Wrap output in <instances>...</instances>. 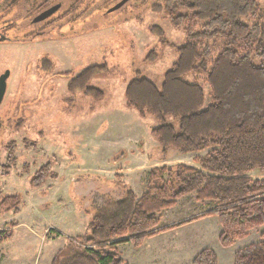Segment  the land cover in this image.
<instances>
[{
	"label": "rangeland",
	"instance_id": "374dc122",
	"mask_svg": "<svg viewBox=\"0 0 264 264\" xmlns=\"http://www.w3.org/2000/svg\"><path fill=\"white\" fill-rule=\"evenodd\" d=\"M70 1L64 0L66 7ZM120 1L95 0L98 7L87 13L91 17L85 22L73 20L53 30H46L45 24L38 25L34 29L39 31L36 35L28 24L31 19L19 23L26 26L21 30H4L14 41L0 43V76L10 72L7 92L0 106V160L6 163V146L14 142L18 164L8 177L1 170L0 198L19 195L22 206L17 218L13 217V212L0 215V231L9 230L12 221L20 224L10 242L0 246V264H51L69 238L88 232L91 215L86 214L87 211L98 213L94 207L104 205L103 202L107 205L110 199L121 196V189L112 183L116 176L129 187L133 183L139 195L147 191V173L127 182L122 176H112L117 171L116 165L122 166L121 157L117 155L122 150L129 153L146 144L150 159L159 154L153 148L156 141L151 133V128L158 124L157 119H141L133 109L127 108L125 90L139 74L161 87L165 74L177 61L176 48L186 44V36L182 29L170 25L163 12L154 10L162 0H131L110 13ZM259 2L264 8V0ZM31 6L29 3L18 13H13L14 20L30 15ZM61 15L53 19L59 20ZM255 21L249 20L251 24ZM153 26L164 30L173 47L161 44L160 38L150 32ZM153 51L159 59L150 63L146 60ZM45 59L52 65L49 71L41 65ZM95 65L108 67L107 73L90 83V87L102 91L103 97L96 100L82 92L71 94L67 88L69 80L62 74H71L75 78ZM188 80L203 84L208 105L211 93L205 77H189ZM169 152L165 162L168 167L182 163L195 168L199 166L193 159L207 153L183 155L174 150ZM48 162L52 163L58 179L48 180L42 188H34L31 178ZM23 166L28 167V174ZM250 176L254 181L264 180V175L257 171ZM87 177L93 179L94 187H88L89 191L84 194L73 185L77 178ZM196 198L194 194L188 196L177 208L162 212V221L168 223L172 216L173 219L177 217L178 212L194 219L214 209L212 202L197 205ZM195 205L197 208L193 210ZM217 222L221 234V225ZM215 228L213 225V229L207 232L194 230L181 235L178 241L183 245L182 252L179 258H175V264H191L188 262L190 254L207 248L217 254L219 264H234L236 252L260 242L258 231L264 232L263 225L230 248H223ZM51 229L60 233L50 232ZM186 241L189 244H184ZM119 250L126 264L134 260L149 264L148 258L153 257V252H158L159 257L162 254L158 244L145 255L130 244L121 245ZM164 260L161 264H165Z\"/></svg>",
	"mask_w": 264,
	"mask_h": 264
},
{
	"label": "trees",
	"instance_id": "16d2710c",
	"mask_svg": "<svg viewBox=\"0 0 264 264\" xmlns=\"http://www.w3.org/2000/svg\"><path fill=\"white\" fill-rule=\"evenodd\" d=\"M89 1L83 14L91 8ZM154 7L165 14L170 25L183 30L186 44L176 48L177 61L161 87L140 74L130 81L125 90L126 107L141 119H157L151 133L165 157L169 150L183 155L207 153L193 159L199 168L180 163L152 169L141 197L116 176L112 183L121 189V196L94 207L98 213L87 211L91 215L88 232L69 238L52 264H126L117 246L130 243L138 249L147 239L169 231H158L162 212L193 194L200 204L212 202L214 209L172 228L199 218H218L222 229L219 242L230 248L264 225V180L254 181L250 176L254 171L264 175V8L259 0H162ZM76 8L77 2L70 5L69 15ZM251 19L256 23L251 24ZM13 29L18 30L16 25L10 26ZM150 32L162 45L173 47L160 27L153 26ZM158 59L153 51L146 61ZM41 65L46 71L52 69L47 59ZM107 71V66L95 65L75 78L62 76L69 80L71 94L82 92L97 100L103 93L90 83ZM200 76L205 77L211 93L208 105L203 84L188 80ZM6 148L7 161L3 164L0 160V172L8 177L18 159L14 142ZM23 168L25 174L30 172L27 166ZM57 179L48 162L30 181L34 188H42L48 180ZM92 186L89 177L77 178L73 185L84 194ZM21 204L19 195L1 196L0 215H18ZM17 226L12 221L9 230L0 231V246L10 242ZM192 264H218V256L207 248ZM234 264H264V234L261 242L236 252Z\"/></svg>",
	"mask_w": 264,
	"mask_h": 264
},
{
	"label": "crops",
	"instance_id": "0c3cea01",
	"mask_svg": "<svg viewBox=\"0 0 264 264\" xmlns=\"http://www.w3.org/2000/svg\"><path fill=\"white\" fill-rule=\"evenodd\" d=\"M141 145L142 144H139V146H141ZM153 146H154L153 148L159 153L157 155V157H153V159H150V156L148 155L149 146L146 144L145 145L143 144L141 146V148H138L136 151H133V152L128 153V151H126V150H122V151L118 152L117 155L119 156V158L121 157L120 161H122L121 162L122 166L116 165L117 171L112 173L113 174L112 176H114V177H115V175L122 176L124 178L123 180L126 182L130 181V178L132 179V181H135L137 176H139L140 174H146L147 173V176H148L149 172L152 169L160 167V166H167L165 164V162L167 161V157H165V154L162 153V148L159 145V143L156 141V143L155 142L153 143ZM133 153H134V155L131 156ZM170 153L171 152H169V154ZM130 156L132 157V159ZM132 165H133V167H132ZM106 172H111V170L106 171ZM103 174H105V173H103ZM133 186L134 185L132 183L131 187L133 188L134 193L137 195V197H141L143 194H140V195L137 194V191H136V189H134ZM184 198H188V196L184 197ZM184 198H182V200H184ZM182 200L178 201L177 205L172 209L177 208V206L179 205V203ZM197 205H200V203L197 202ZM196 208H197V206L195 205L193 207V210ZM207 211H205V212H207ZM205 212L199 214L198 217L204 215ZM19 214L18 215L14 214L13 217L17 218L19 216ZM178 214H180V215H178ZM178 214H177V217L174 219L172 216L173 220L171 219V221H169L168 223H164L162 221V214H161V221H160L161 224H160L158 231H160L161 229H165V228H169L170 230L167 232H160V234H157L154 237L147 239L144 242V244L141 247H139L138 249H136L134 247L136 250H139V251L142 250V252H144L143 254L145 255V254H147L148 250H151L152 248L154 249L157 246V244L161 245V251H159L162 253L161 257H159L158 252H153L152 253L153 257L148 258L149 264H161L163 259H165L164 260L165 264H175V261H177V260H175V258H179V254L182 252V246H183V245L179 244L178 240H179V237L181 235H183L184 233H188V232L192 233V232H194V230H201L202 232H207L210 230V228L213 229V225H214V227L216 226V228H215L217 231L216 235L220 237L221 234L218 231V222H217V221H219L218 218H215V217L199 218V219H195L194 222L187 223V224L183 225L182 227L172 228V226H174L176 224L183 223L184 221H189L190 219H193V218H186V217H188L187 214L182 215L184 213L181 214L179 212H178ZM198 217H195V218H198ZM215 219H217V220H215ZM219 223H220V221H219ZM18 226H20V224ZM16 229L17 228L15 227V231H16ZM251 233L252 232H250V234ZM258 234L261 237V235L264 234V232L260 233V231H258ZM219 237H218V242H219ZM260 242H261V240H260ZM126 244L129 245L130 243H126ZM126 244L118 245L117 246L118 250L120 249L121 245H126ZM184 244H189V243H188V241H186ZM130 245H132V244H130ZM202 250H204V249H202ZM119 252H120V250H119ZM134 252L135 251L133 250V253ZM187 252H189V251L187 250ZM120 254H121V252H120ZM195 254H190V257L188 258L189 263H191V264L193 263L194 259L196 258L197 254H199V252L195 253ZM121 257H122V254H121ZM53 259H52V263H53ZM154 260H157V261H154ZM130 264H139V263H137L136 260H134ZM218 264H219V259H218Z\"/></svg>",
	"mask_w": 264,
	"mask_h": 264
},
{
	"label": "flooded vegetation",
	"instance_id": "af4514ba",
	"mask_svg": "<svg viewBox=\"0 0 264 264\" xmlns=\"http://www.w3.org/2000/svg\"><path fill=\"white\" fill-rule=\"evenodd\" d=\"M29 1V2H28ZM7 0H0V43L5 41H11L8 35L4 33V30L10 29V26L16 25L17 29L21 30L25 25L19 24L23 23L26 19L32 20V22L28 23L30 27L33 29L36 28L38 25H47V29H58L59 27L66 25L73 20H79L81 22H85L87 18H90V15H87L88 12L96 9L98 7L97 2L95 0H90L88 5L92 2L91 8L89 11L83 14L84 8L86 6V0H71L68 4L69 6L66 7V3L64 0H10L9 3H6ZM77 2L78 8H76L70 15L68 9H70V5H74ZM31 3V8L33 11L30 15L24 16L23 19L20 17L18 20H14L15 16L13 13H18V11L22 10L25 5ZM57 9V10H56ZM56 10L54 13L50 14L44 20H38L39 17L47 13L48 11ZM10 12V14H8ZM62 13L59 20H54L53 17ZM69 17H65V16ZM93 15V14H92ZM22 19V20H21ZM18 22V23H17ZM25 23V22H24ZM26 27V26H25ZM38 31V30H35ZM39 32V31H38ZM37 32V34H39ZM40 33H43L40 31Z\"/></svg>",
	"mask_w": 264,
	"mask_h": 264
},
{
	"label": "water",
	"instance_id": "95a60500",
	"mask_svg": "<svg viewBox=\"0 0 264 264\" xmlns=\"http://www.w3.org/2000/svg\"><path fill=\"white\" fill-rule=\"evenodd\" d=\"M131 0H122L120 1L118 4H116V6L112 9H110V13L115 12L116 10L124 7L125 5H127V2H129ZM57 10V9H56ZM56 10H51L48 11L47 13H45L44 15H42L41 17L38 18V20H44L45 18H47V16H49L50 14L54 13ZM10 76V72L7 71L5 73H3V75L0 76V106L3 104V100L5 97V94L7 92V80ZM77 180H75L74 182H76Z\"/></svg>",
	"mask_w": 264,
	"mask_h": 264
}]
</instances>
